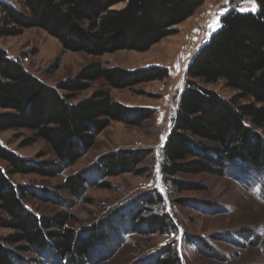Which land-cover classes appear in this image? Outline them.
Returning a JSON list of instances; mask_svg holds the SVG:
<instances>
[{
    "label": "trees",
    "instance_id": "obj_1",
    "mask_svg": "<svg viewBox=\"0 0 264 264\" xmlns=\"http://www.w3.org/2000/svg\"><path fill=\"white\" fill-rule=\"evenodd\" d=\"M254 1L255 11L234 9L223 14L217 30L202 42L186 67L187 81L160 152V176L176 193L203 188L176 179L178 175L221 177L230 168H244L264 177V0ZM20 2L22 11L0 2V39L39 29L57 40L64 51L102 56L123 50L148 51L173 35L172 28L190 18L204 0ZM118 5L122 8L115 9ZM166 76L167 70L159 67L128 71L93 63L52 88L0 49V133L30 131L33 138L27 144L43 141L54 157V161L26 160L0 144L4 164L0 165V229L11 232L0 238V264H94L102 254L98 251H105L124 234L145 237L175 232L164 212V197L157 190L78 231L70 226L73 201L9 178L30 174L54 178L91 150L111 123L141 127L154 111L115 102L108 89L130 90ZM219 80L237 95L226 100L202 86ZM98 81L104 87L73 103L76 94ZM243 98L251 102L241 104ZM149 154L117 151L103 155L89 168L67 177L59 191L79 200L94 178L142 176L138 166ZM93 185L110 188L103 181ZM29 199L56 204L63 210L42 216L29 209ZM186 243L216 257L200 237L188 238ZM144 264H180V257L168 246Z\"/></svg>",
    "mask_w": 264,
    "mask_h": 264
},
{
    "label": "rangeland",
    "instance_id": "obj_2",
    "mask_svg": "<svg viewBox=\"0 0 264 264\" xmlns=\"http://www.w3.org/2000/svg\"><path fill=\"white\" fill-rule=\"evenodd\" d=\"M17 1L16 8L22 11L21 0ZM10 2L14 3V0H8ZM217 2L219 0H204L190 18L172 28L176 31L173 35L162 39L144 53L128 50L102 56L71 53L64 51L57 40L39 29H25L19 36L0 39V49L6 52L10 60L20 61L28 73L52 88L61 81L76 77L84 67L93 63L128 71L149 67L167 70V76L162 80L142 83L130 90L108 89L115 102L126 107L154 111L153 117L144 121L141 127L111 123L97 136L91 150L54 178L32 174L9 177L16 184L56 192L63 199L73 201L74 206L69 212L74 222L70 226L78 231L95 224L114 210L128 207L151 191L157 190L163 195L164 212L169 215L175 232L168 236L145 237L124 234L105 251H98L102 254L94 259V264H144L168 246L176 249L180 264H264V177L261 174L250 173L244 168H230L221 177L178 175L176 179L180 181L203 187L202 190L179 193L174 192L160 176V152L166 138L163 136H167L179 96L187 81L185 68L194 56L191 51L187 52L189 43L206 23L204 15L207 10ZM233 3L234 9L240 12H251L258 8L254 0H233ZM120 8L122 5L115 7ZM226 12L225 8L219 11L215 22L219 23V18ZM204 26L202 42L208 41L213 34L210 27L205 29ZM202 86L226 100L237 95L236 91L226 88L223 80ZM101 87H104L103 81L92 83L90 89L75 95L73 103L89 98ZM239 102L249 103L251 99L243 98ZM32 138L30 131L11 129L0 133V144L26 160L54 161L43 141L35 140L27 144ZM117 151L149 152V156L138 166L143 175L123 174L103 180L94 178L79 200L59 191L67 177L89 168L101 156ZM0 165L4 167L2 162ZM102 181L108 183L110 188L93 185V182ZM179 201H185V206ZM201 203L208 206L199 207ZM26 205L42 216L63 210L56 204L35 199H29ZM10 233L9 230L0 229V238ZM191 237L205 240L216 257L200 252L196 245L186 243Z\"/></svg>",
    "mask_w": 264,
    "mask_h": 264
},
{
    "label": "crops",
    "instance_id": "obj_3",
    "mask_svg": "<svg viewBox=\"0 0 264 264\" xmlns=\"http://www.w3.org/2000/svg\"><path fill=\"white\" fill-rule=\"evenodd\" d=\"M208 1H210V0H208ZM0 2L9 4L8 0H2ZM15 3H18V1L14 0V3L12 2L10 5H12L16 8ZM211 7L212 8H209L207 10L206 14L204 15L206 17V20H205L206 23H205L204 28L207 29L210 27V29L214 32L215 30H217V28L219 26V23L215 22V20H214V18H217L216 15L219 13V11L223 10L224 8L226 11L234 9L235 3H233V0H219V2H217L216 5H211Z\"/></svg>",
    "mask_w": 264,
    "mask_h": 264
},
{
    "label": "built area",
    "instance_id": "obj_4",
    "mask_svg": "<svg viewBox=\"0 0 264 264\" xmlns=\"http://www.w3.org/2000/svg\"><path fill=\"white\" fill-rule=\"evenodd\" d=\"M205 23H203L202 25V28H201V32H203V26H204ZM201 32L197 35H194L192 37V39L190 40V43H189V48L187 50L188 51H191V54L194 55L196 53V51L198 50L199 46H200V43H201ZM164 138L166 137V134H164L163 136Z\"/></svg>",
    "mask_w": 264,
    "mask_h": 264
},
{
    "label": "bare ground",
    "instance_id": "obj_5",
    "mask_svg": "<svg viewBox=\"0 0 264 264\" xmlns=\"http://www.w3.org/2000/svg\"><path fill=\"white\" fill-rule=\"evenodd\" d=\"M191 57V56H190Z\"/></svg>",
    "mask_w": 264,
    "mask_h": 264
}]
</instances>
